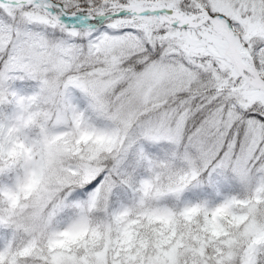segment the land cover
Instances as JSON below:
<instances>
[{"label": "snow or ice", "instance_id": "snow-or-ice-1", "mask_svg": "<svg viewBox=\"0 0 264 264\" xmlns=\"http://www.w3.org/2000/svg\"><path fill=\"white\" fill-rule=\"evenodd\" d=\"M0 264H264V0H0Z\"/></svg>", "mask_w": 264, "mask_h": 264}]
</instances>
